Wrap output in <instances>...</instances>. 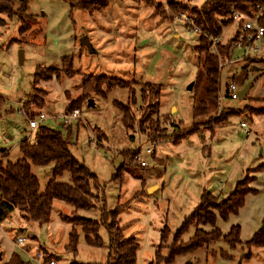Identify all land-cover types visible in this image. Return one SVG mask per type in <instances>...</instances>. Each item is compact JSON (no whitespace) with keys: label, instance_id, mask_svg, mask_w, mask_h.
Here are the masks:
<instances>
[{"label":"rangeland","instance_id":"374dc122","mask_svg":"<svg viewBox=\"0 0 264 264\" xmlns=\"http://www.w3.org/2000/svg\"><path fill=\"white\" fill-rule=\"evenodd\" d=\"M169 1L200 8L206 0ZM167 4L166 0H116L106 10L89 14L71 11L63 0H26L27 13L34 16V21L27 33L33 31L32 36L23 43L16 41L19 38L17 18L4 17L5 24L0 26V98L3 100L0 152L5 151L3 155L7 157L0 155V161L18 160L19 144L24 140L34 142L36 130L29 128V119L42 114L45 120L40 122L41 126L53 127L68 136L72 156L83 163L97 181V186H93L94 207L90 210H76L66 202L55 201L46 225L27 222L18 210L0 224V239L9 247L14 245L25 261L35 256L33 264L51 260L57 264H104L108 245L105 227L99 229L104 245L100 248L88 246L78 228L77 252L73 254L66 251L72 226L62 221L63 216L76 215L101 222L103 210L117 211L123 236L133 237L138 242L137 264L152 261L159 250L164 228L170 234L160 254L167 257L176 232L198 206L202 192L214 196L221 192L219 196L223 198L233 184L230 179L234 175L228 177L231 173L236 174L250 156L255 159L253 164L264 160L263 156L259 161L256 146L248 157L244 153V145L253 140L254 135L260 137L259 143H264V114H255L258 110L264 111V51L254 55L252 49L262 48L264 41L248 49L232 47L229 59H219L218 107L208 104L207 112L195 117L193 109L205 100L207 89L203 54L196 52L198 35L180 20V14L190 17L189 14H173ZM141 7L147 8L146 14L140 13ZM162 10L164 16L159 15ZM239 35L240 27L234 22L222 28L219 41L225 45ZM215 50L211 52L217 54ZM65 57L71 58L75 72L72 77L61 71ZM37 67L57 69L58 79L53 77L40 82L36 88L43 91L45 97L43 101L35 99L36 105H31L27 101L33 94ZM86 75L124 81L134 89L133 95L128 89L116 88L105 92L104 96L94 92L85 96L81 91V77ZM146 83L154 85L155 89L162 88L160 116L149 107L156 98L145 92V100H142L141 88L151 89ZM230 83L236 85V91L248 87L246 95L228 98L226 89ZM131 98L133 104L129 107L135 123L132 128H126L122 112L115 104L126 105ZM78 99H82L79 107L73 108L79 111L78 120L63 126L61 115ZM89 101L92 106H88ZM147 118L158 122L165 138L147 141L148 122L143 126L145 134L138 123ZM241 123L245 124L244 128ZM218 124L222 126L217 127ZM176 126L180 130L196 127L198 133H192L175 145ZM150 147L153 154L147 156L145 150ZM128 151H133L128 154L131 158L124 159L122 153ZM142 160L147 162L145 167L139 164ZM123 164L126 171L122 180H113ZM51 168V164L31 167L41 192L52 178ZM254 173L256 169L241 181L248 189L255 180ZM239 174L237 172V179ZM56 181L71 183L68 173L57 177ZM222 202L219 199L216 203ZM212 213L217 214V211ZM218 221L223 225L227 220ZM200 227L189 226L177 243H187L197 233L203 234ZM212 231L204 232L214 239L208 246L179 256L172 264H264L263 248L253 249L247 260H241L246 250L239 245L230 249L224 242V239L234 240V234L221 239ZM18 235L25 240L23 246H16Z\"/></svg>","mask_w":264,"mask_h":264},{"label":"trees","instance_id":"16d2710c","mask_svg":"<svg viewBox=\"0 0 264 264\" xmlns=\"http://www.w3.org/2000/svg\"><path fill=\"white\" fill-rule=\"evenodd\" d=\"M68 3L71 11L78 10L94 14L107 9L110 3L116 0H63ZM169 11L173 14L181 12L189 14L194 20L195 26L201 31L198 36L196 52L203 54V69L205 71V79L207 82L205 100L200 102V105L193 109V115L201 116L207 112V105L218 107L219 100V59H229L230 50L233 47L234 40L221 44L220 41L216 44L217 54L210 51V43L208 38H219L222 34V28L234 23L232 15L235 12L253 17L258 15L259 25L264 26V0H206L200 8L189 7L187 4L169 1ZM161 13V14H160ZM159 15L164 16V12L159 11ZM4 17L11 19L16 17L19 23L18 35L16 40L23 43L32 36L27 34L31 29V22L34 21V16L27 13L26 0H0V26L5 24ZM26 35L25 38L23 36ZM29 35V36H28ZM29 41V40H28ZM62 73L68 77L75 75L72 68L71 58L65 57L62 60ZM58 79V70L48 67H37L33 76V94L28 97L27 102L31 105H36L35 99L40 98L43 101L45 93L36 86L40 82H47L52 78ZM82 94H90L91 92L99 95L105 94L116 88L128 89L133 95L134 89L126 82L116 79L101 78L93 75L81 77ZM145 85V84H144ZM147 89L143 86L140 90L142 100H145V92H149L151 97L156 98L152 112L159 115L160 97L162 88L146 83ZM148 93V94H149ZM41 95L42 97H39ZM133 97V96H132ZM83 99V98H82ZM82 99L71 102L65 112L69 113L73 108H78ZM86 99V98H84ZM3 100L0 98V106ZM42 103V102H41ZM133 104V98L126 105L120 103L115 106L122 112V123L126 128H132L135 123L134 115L131 111L130 104ZM256 115L264 114V111L258 110ZM160 116V115H159ZM226 120V119H224ZM148 122L147 141L154 142L157 139H163L164 130H159V124L156 120L150 118L141 119L139 128L145 134L143 126ZM214 122H217L215 120ZM218 124L217 127H221ZM178 132L174 144L179 143L183 139H188L192 133H198L196 127L189 129H181L175 127ZM216 128V127H215ZM68 128L67 130H69ZM164 136V137H163ZM70 143L68 136L63 135L56 129L39 126L34 132V142L30 143L27 140L19 144L20 157L15 162L0 161V224L3 223L10 215L18 210L27 222L46 225L49 223L52 206L55 201H63L72 205L76 210H90L94 207L92 200L94 199L93 186H97L96 176L70 152ZM128 151L122 153L124 159L128 156ZM5 151L0 152L1 157H7ZM137 154V153H136ZM135 153H132V156ZM129 157V156H128ZM131 158V157H129ZM52 165V178L47 182L44 190L40 191V184L37 177L33 174L32 166H47ZM126 171L124 164L116 170L113 180H122V175ZM256 172H264V164L256 169ZM63 173H68L71 183L57 182L56 178ZM254 193L251 189L245 187L244 182H239L234 192L224 202L217 204L219 198L207 191H203L200 197V202L192 214L186 217L176 232L173 244L168 248L169 254L167 257H162L160 254L161 247L164 245L170 234L167 228L161 231L160 244L158 246L155 257L149 264H172L174 260L189 253H193L214 241L210 234L197 233L187 243H177L178 238L184 233L189 226L209 225L214 227L216 216L212 213L217 211L218 216L227 220L229 215H236L239 209L244 204V198L247 194ZM117 211L103 210V220L101 222L80 218L78 216L67 217L63 216L62 221L69 223L72 227L68 234L66 251L76 254L78 244V228L84 234L85 243L90 247H103V241L99 236L101 226L105 227L108 235L107 259L104 264H137V252L139 244L135 238H125L118 224ZM200 232V231H199ZM220 236V233L214 231ZM235 241L224 239V242L229 245L230 249H235L237 245L246 250V254L241 260H247L252 250L256 248H264V220L262 227L253 237L244 243L238 239V231H234ZM223 255V254H222ZM228 258V256H226ZM19 252H13L5 264H28ZM49 261H45L47 263ZM1 264V261H0Z\"/></svg>","mask_w":264,"mask_h":264},{"label":"crops","instance_id":"0c3cea01","mask_svg":"<svg viewBox=\"0 0 264 264\" xmlns=\"http://www.w3.org/2000/svg\"><path fill=\"white\" fill-rule=\"evenodd\" d=\"M167 1L169 2V0H166V2ZM146 9L147 8L141 7L140 13L146 14L147 13ZM239 91H237V93ZM245 134L247 136L249 135L251 136V134L248 133L247 131H245ZM259 141H260V137L258 135H254L253 140H251L250 142H246V144L244 145V153L245 154L247 153L246 156L248 157L253 147L256 146V151L260 159L259 161H261V158L264 156V152H263L264 143H261V142L259 143ZM256 142H257V145H256ZM253 162H255V159H253V157L250 156L246 164L240 167V169L237 171L240 173L239 174L240 177L238 179L236 178L237 172L236 174L233 172L230 174V176H228L231 178L234 175L233 178L230 179V180L233 179V184H231L232 185L231 188H229L228 193L223 198H220L219 196L221 194L220 192L218 197L219 199H221V201L226 200V198H228L234 192L236 185L245 178L247 173L257 169L258 167L264 164V160H262V162H257L255 164H253ZM252 176H254V179H255L251 185V190L254 193L247 194L245 196L244 204L239 209L238 213L236 215H229L227 221L223 222L224 223L223 225L222 224L219 225L218 220H220L221 218L216 213H214V215L216 216L214 227L205 225V226H201L200 228L202 229H199V230H201L202 232L203 231L207 232L210 230H213L212 232L217 231L220 233L221 239L234 234L235 233L234 230H237L239 241L244 243L246 241H249L253 237V235L261 229L262 222L264 220V172H256L252 174ZM20 216L21 218H23V215L21 213H20ZM220 226H222V228ZM207 227L210 229H205ZM206 234H209V233H206ZM20 236L22 235H18L16 237L15 242ZM24 243H25V240L22 245H18V246H23ZM5 244L6 243L2 239H0L1 264H5L10 258L11 254L13 252H17L14 245L9 247L8 245H5ZM2 246H3V249H2ZM16 246H17V243H16ZM35 259H36L35 256H33V258L29 260V262Z\"/></svg>","mask_w":264,"mask_h":264},{"label":"built area","instance_id":"2783aa9c","mask_svg":"<svg viewBox=\"0 0 264 264\" xmlns=\"http://www.w3.org/2000/svg\"><path fill=\"white\" fill-rule=\"evenodd\" d=\"M262 15H264L263 12H262ZM179 16H180L181 22H183L193 33H195L198 36L201 35V31L195 26L194 20L192 18L187 17L184 14H180ZM232 20L236 22L240 27V35L236 38V40H234L233 47H246V49H248L252 47L254 43L261 42L264 40V26L259 25L258 15L249 17L239 12H235L232 15ZM208 41L210 43V51L215 50L216 48L215 46L219 42V38H208ZM252 49H253V54L257 55L258 53H261L264 51V45L262 48L253 47ZM226 96L230 99L238 98L237 91H236V85L234 83H230L227 86ZM78 117H79V111L73 110L70 113H63L60 117V122L63 126H66L70 121L78 120ZM44 120H45L44 115L39 114L33 119H29L28 126L32 131H34L41 125L40 122ZM241 127L244 128L245 124L242 123ZM263 152H264V148H263ZM145 154L147 156H151L153 154L152 148L151 147L146 148ZM139 162H140L139 164L143 167L147 165V162L144 160L139 161ZM23 242H24V238L18 237L16 241L17 245H22ZM28 264H33V263L28 262ZM41 264H57V261L51 260L47 263H41Z\"/></svg>","mask_w":264,"mask_h":264},{"label":"water","instance_id":"95a60500","mask_svg":"<svg viewBox=\"0 0 264 264\" xmlns=\"http://www.w3.org/2000/svg\"><path fill=\"white\" fill-rule=\"evenodd\" d=\"M19 61H20V63L22 62V52L19 53ZM247 88L248 87H245L243 90H240L237 93V97L242 98L246 94ZM88 106H92V103L90 101L88 102ZM0 261H1V253H0Z\"/></svg>","mask_w":264,"mask_h":264}]
</instances>
